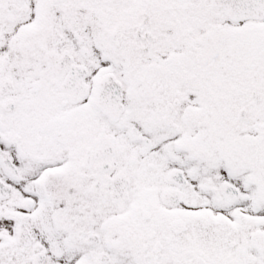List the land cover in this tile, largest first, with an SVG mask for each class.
I'll use <instances>...</instances> for the list:
<instances>
[{
    "label": "snow or ice",
    "instance_id": "1",
    "mask_svg": "<svg viewBox=\"0 0 264 264\" xmlns=\"http://www.w3.org/2000/svg\"><path fill=\"white\" fill-rule=\"evenodd\" d=\"M0 264H264V0H0Z\"/></svg>",
    "mask_w": 264,
    "mask_h": 264
}]
</instances>
